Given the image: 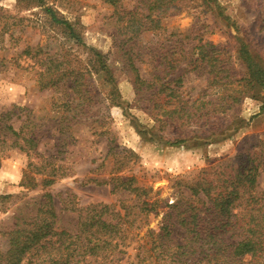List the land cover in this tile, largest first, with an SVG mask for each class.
Masks as SVG:
<instances>
[{
	"label": "trees",
	"instance_id": "trees-1",
	"mask_svg": "<svg viewBox=\"0 0 264 264\" xmlns=\"http://www.w3.org/2000/svg\"><path fill=\"white\" fill-rule=\"evenodd\" d=\"M100 1L113 6L114 51L129 76L137 103L155 121L156 137L166 145L186 142L189 138L184 131L190 126L205 133L191 138L202 141L198 143L225 137L229 130L233 133L238 128L234 107L250 90L260 91L264 108V60L217 0ZM36 5L49 25L79 42L72 23L52 5L45 0H37ZM172 10L210 14L221 32L233 38V45L201 39L189 45L184 41L187 34L177 38L173 32L169 34L174 36L163 39L168 44L143 42L141 36L158 33L161 18ZM44 48L40 43L26 45L23 53L30 58L44 55L37 58L42 68L35 70L34 79L41 89L61 91L59 97L51 96L59 122L70 127L89 119L94 98L90 77L95 66L98 72L111 74L106 56L89 48L91 67L87 69L72 64L65 53L59 60ZM135 62L147 65V77L140 75ZM179 65L182 69L175 73ZM191 71L206 75L207 84L194 97H186L179 88L183 74ZM172 74L175 76L169 79ZM3 124L1 131L9 145L25 151L35 148L39 134L26 130V121L16 129ZM93 131L109 133L106 125ZM107 139L105 156H113L120 147L111 135ZM61 170V164L52 167L43 181L51 182V175ZM260 175L264 176V140L245 153L209 164L192 180L176 178L163 196L135 175L110 174L109 180H116L113 190L132 194V202L88 203L74 210L71 226H57L58 214L50 194L28 198L11 224L0 226V264H264V186L258 189ZM150 213L160 216L157 227L146 226L142 232ZM132 242H136L137 251L130 259L126 253Z\"/></svg>",
	"mask_w": 264,
	"mask_h": 264
},
{
	"label": "rangeland",
	"instance_id": "rangeland-1",
	"mask_svg": "<svg viewBox=\"0 0 264 264\" xmlns=\"http://www.w3.org/2000/svg\"><path fill=\"white\" fill-rule=\"evenodd\" d=\"M36 2L0 0V226L11 224L15 212L25 200L41 197L43 193L52 197L54 211L58 214L57 226H71L76 214L74 210L88 203L109 204L120 199L132 202V194L113 190L116 180H109L110 174L135 175L163 196L170 191L169 187L176 178L192 180L209 164L245 153L264 140L261 93L253 89L234 107L238 128L233 133L229 134V130L225 137L218 135L219 139L215 141L198 143L202 141L191 138L205 133L190 126L184 131L189 138L186 142L166 145L156 137L155 121L137 103L129 76L114 51L116 24L113 6L100 0H45L72 23L80 37L79 42H75L49 25L47 16ZM217 2L230 22L240 29V35L243 34L264 60V0ZM216 24L207 13L172 10L161 18L158 33L147 32L141 40L163 45L169 43L163 40L167 35L178 34V38L187 34L184 41H189V45L201 39L232 46L233 38L226 37ZM38 43L44 45L46 53L59 60L65 53L72 64L87 69L91 67L87 55L89 48L106 56L111 74L98 72L95 66L90 77L94 97L89 113L92 117L70 127L66 122H59L51 107V96L59 97L61 91L41 89L34 79L35 70L42 68L37 58L44 55L40 53L36 58H30L23 53L26 45ZM135 66L141 76L149 75L146 64L135 62ZM181 69L182 65H179L175 73ZM206 84V75L191 71L183 74L179 89L186 97H194ZM25 121L28 123L24 126L26 130L39 134L37 145L28 151L9 145L8 137L3 135L6 133L1 131L3 123L16 129ZM223 121L221 119L219 123ZM101 125H106L110 134H95L93 130H100ZM109 135L120 147L113 156H105ZM122 156L128 157L122 159ZM29 161L33 165L28 166ZM58 164L62 165V170L51 175V182H44L45 172ZM263 186L264 176L260 175L258 189ZM159 219L160 216L150 213L142 232L146 226L156 228ZM135 244L132 242L127 249L126 255L129 254L130 259L137 251Z\"/></svg>",
	"mask_w": 264,
	"mask_h": 264
}]
</instances>
